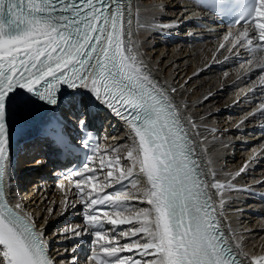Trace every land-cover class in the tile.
I'll return each instance as SVG.
<instances>
[{"label": "snow or ice", "instance_id": "snow-or-ice-1", "mask_svg": "<svg viewBox=\"0 0 264 264\" xmlns=\"http://www.w3.org/2000/svg\"><path fill=\"white\" fill-rule=\"evenodd\" d=\"M121 15L119 0H0V195L7 177L8 93L20 87L38 91L55 103V85L90 89L116 115L132 124L143 153L140 160L137 150L136 159L151 182L144 195L152 208L140 209L137 216L147 221L154 214L151 223L155 230L150 224L131 232L133 237L145 233L148 239L143 243L136 239L119 248L103 247L107 257L116 258L112 264H238L239 256L216 227L212 193L208 191L209 187L222 186L209 185L203 179V170L188 147L186 135H179L182 126L171 103L129 63L134 57L125 55L122 47ZM241 19L244 25L237 42L253 45L255 41V48L264 49V0H255L254 6L245 8ZM249 23L253 25L251 30ZM260 108L264 109V104ZM137 109L143 113L142 121L134 115L138 124L129 120ZM244 171L241 168L237 175ZM130 174L131 169L117 177V182ZM107 175L111 177L112 172ZM131 198L127 192L118 191L100 202H115L118 208L127 210L120 202ZM101 211L113 225L131 223L123 211L115 212L116 219ZM87 219L98 222L96 215ZM121 235L128 237L129 233ZM96 236L105 238L100 232ZM0 246L7 264H53L45 253L42 234L3 200ZM124 250H135L140 259L118 256ZM153 252L161 255L146 259ZM90 259L97 260L95 253ZM252 264H264V256H253Z\"/></svg>", "mask_w": 264, "mask_h": 264}, {"label": "bare ground", "instance_id": "bare-ground-1", "mask_svg": "<svg viewBox=\"0 0 264 264\" xmlns=\"http://www.w3.org/2000/svg\"><path fill=\"white\" fill-rule=\"evenodd\" d=\"M189 5V0H128L122 22L123 48L125 55L134 57V61H129L132 66L174 106L203 170V179L209 185L222 186L208 188L216 224L243 262L252 264L253 256H264V202L259 197L264 190V109L260 108L264 104V72L258 70L264 57L255 48V41L253 45L238 44L206 23L198 26L196 17L201 14L188 9ZM242 30L243 26L238 28L236 37ZM241 57L248 60L243 62ZM85 90L82 87L73 90L68 100L75 99L78 103V95ZM93 104L97 108L102 106L95 94ZM73 108L77 109V105ZM52 122L54 117L50 116L19 143L31 147L41 144V130ZM137 150L142 160L139 141L131 133L123 130L113 135L110 142L103 144L96 163L103 170L94 177L101 175L102 181L87 185L90 191L110 189L117 177L131 169L127 179L132 183L127 193L132 198L120 202L127 209L122 210L123 216L131 223L115 225L121 226V233H129L123 237L127 239L142 226L151 224L155 230L151 223L154 214L147 221L137 216L140 209L152 208L144 195L151 184L136 159ZM14 151L26 154L18 146ZM29 166L35 163L25 169ZM241 168L245 171L237 175ZM109 171L111 177L107 175ZM7 184L11 199L26 206L41 229L47 231L45 236L57 247L55 254L60 264H92L84 257L94 240L85 224L78 220L85 217L84 189L49 181L39 185L37 192L32 189L25 192L22 182L10 176ZM110 215L117 218L113 212ZM136 236L141 243L148 239L143 232ZM131 253L136 254L135 250ZM160 255L153 252L146 259H158Z\"/></svg>", "mask_w": 264, "mask_h": 264}, {"label": "rangeland", "instance_id": "rangeland-1", "mask_svg": "<svg viewBox=\"0 0 264 264\" xmlns=\"http://www.w3.org/2000/svg\"><path fill=\"white\" fill-rule=\"evenodd\" d=\"M196 40H198V38L196 39ZM198 42V41H197ZM223 70V69H222ZM255 212V214H256V216H259V215H257L258 213L256 212V211H254Z\"/></svg>", "mask_w": 264, "mask_h": 264}]
</instances>
